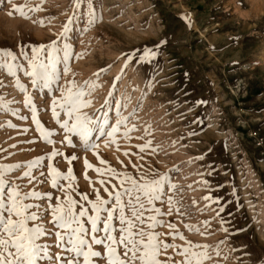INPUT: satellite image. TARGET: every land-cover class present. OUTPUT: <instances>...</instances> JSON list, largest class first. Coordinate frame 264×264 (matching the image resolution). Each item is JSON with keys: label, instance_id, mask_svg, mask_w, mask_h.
<instances>
[{"label": "rangeland", "instance_id": "374dc122", "mask_svg": "<svg viewBox=\"0 0 264 264\" xmlns=\"http://www.w3.org/2000/svg\"><path fill=\"white\" fill-rule=\"evenodd\" d=\"M37 6L41 10L30 11ZM92 6L89 24L87 0L78 9L74 0H0V50L13 52L27 68L22 51L30 56L53 41L71 44L70 71L58 86L95 82L99 86L86 97L91 106L82 111L107 113L110 125L127 118L115 142L94 136L98 147L85 151L73 137L76 147L68 146L52 112L57 85L41 91L18 70L33 99L26 106L17 77L0 68V97L12 101L0 110V165H20L5 178L23 191L51 194V201L29 200L47 207L67 194L87 206L81 194L95 200L94 188L108 199L104 187H120V177L108 169L137 180L164 176L161 199L151 206L160 213H144L145 220L156 215L160 222L151 229L158 239L177 246L162 261L181 264L179 253L190 242L202 246L194 250L206 254L203 264H264V0H92ZM72 16V30L61 37ZM146 51L152 54L142 60ZM58 69L63 72V63ZM33 107L52 143L37 130ZM54 150L63 155L48 159ZM73 155L78 159L69 162ZM37 158L41 163L29 168ZM48 164L64 174L72 170L71 181H59L71 188L51 187ZM101 179L110 183L102 186ZM51 220L46 214L52 235L41 243L52 246L53 255H67L55 247L58 229Z\"/></svg>", "mask_w": 264, "mask_h": 264}, {"label": "snow or ice", "instance_id": "6c2138e0", "mask_svg": "<svg viewBox=\"0 0 264 264\" xmlns=\"http://www.w3.org/2000/svg\"><path fill=\"white\" fill-rule=\"evenodd\" d=\"M9 2L11 3V0ZM74 3L78 9L83 0H74ZM87 3L88 23L91 24L94 15L92 0H87ZM13 7L21 16L28 18L23 7L15 5ZM39 10H41L39 6L30 9V11ZM76 19V16L68 18L60 33L61 37L68 36ZM71 48L69 43L57 46V43L53 41L47 46L33 48L30 56L22 51L21 55L27 61V68L16 63L18 58L13 52L0 50V68L6 69L8 75L14 77H17L18 70L23 71L25 76L30 77L32 86L41 91L48 89L51 92L53 85H57L55 90L60 92V97L57 99L53 96L52 112L56 122L65 133L64 140L68 146L76 147L72 138L77 137L85 151L94 150L98 147V144L94 142V136L97 139L108 137L109 142H115L114 138L120 126L125 124L127 118L117 119L115 124L110 125L107 113L103 117H92L82 111L91 106V100L86 97L90 96L91 92L99 86L95 82L86 81L78 85L75 80H70L66 82L65 87L58 86L62 75H67L70 71L68 61L72 55ZM150 54L152 53L146 51L141 59H146ZM61 63H63V72L58 69ZM16 86L25 93V105L31 107L33 99L27 94L26 86L20 82L18 77ZM10 103L12 101H6L0 97V110L7 111ZM57 108L66 117L63 121L60 120V112ZM32 114L37 130L48 140L52 133L42 128L36 119L34 107ZM48 142L52 143L51 140ZM141 150L143 151V148ZM58 155H63V153L54 150L48 159ZM75 159L78 157L73 155L69 158V162ZM40 163L41 159L37 158L30 162L28 167L32 168ZM101 163L105 161L101 160ZM85 166L93 167L86 159ZM19 167V164L0 165V264H101V261L104 264H170V257L164 261L159 257L169 248L175 249L177 246L159 240L158 237L161 234L151 230L160 223L156 215L147 216V228L150 230L147 232L144 230L146 223L144 213L152 212L157 215L160 213L159 209L151 206L154 201L161 199L166 177L160 176L158 179L149 180L141 176L140 180H137L127 173L120 174L113 169H108L113 176L120 177L119 188L116 185H112L111 190L104 187L108 199L103 198L99 189L94 188L95 200H90L87 195L81 194V199L86 202L87 206L80 204L70 194H67L63 199L56 197L55 204L49 203L45 207L43 203L34 204L29 200L51 201V194L42 196L34 190L23 191L19 184L10 183L5 178L7 172ZM47 167L51 187L62 190L71 188V184L66 186L59 184L60 180L71 181L73 179L71 169L64 174L52 164H48ZM95 171L103 175L101 169L96 168ZM23 175L27 177L30 173L26 171ZM99 183L104 186L110 181L101 179ZM125 197H127L126 201ZM34 208L35 211H33ZM129 212L130 216L127 214ZM46 214L51 215V222L58 229L54 233L57 239L55 247L60 248L67 255L60 253L53 255L50 252L52 246L41 243L43 237L52 235L44 224ZM172 227L169 225V228ZM117 232L120 234L118 238L115 235ZM180 239L184 237L181 235ZM94 246H101L103 251L96 250ZM197 247L202 246L191 245L189 242V246L183 248L179 253L184 257L181 264H203L206 254L195 251Z\"/></svg>", "mask_w": 264, "mask_h": 264}, {"label": "built area", "instance_id": "2783aa9c", "mask_svg": "<svg viewBox=\"0 0 264 264\" xmlns=\"http://www.w3.org/2000/svg\"><path fill=\"white\" fill-rule=\"evenodd\" d=\"M255 141H256V144H260L262 139L259 136H255Z\"/></svg>", "mask_w": 264, "mask_h": 264}]
</instances>
